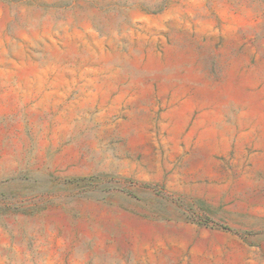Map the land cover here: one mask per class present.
<instances>
[{
	"label": "rangeland",
	"instance_id": "374dc122",
	"mask_svg": "<svg viewBox=\"0 0 264 264\" xmlns=\"http://www.w3.org/2000/svg\"><path fill=\"white\" fill-rule=\"evenodd\" d=\"M0 264H264V0H0Z\"/></svg>",
	"mask_w": 264,
	"mask_h": 264
}]
</instances>
